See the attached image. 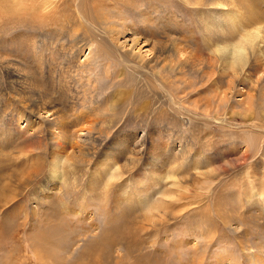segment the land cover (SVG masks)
<instances>
[{"label": "rangeland", "instance_id": "rangeland-1", "mask_svg": "<svg viewBox=\"0 0 264 264\" xmlns=\"http://www.w3.org/2000/svg\"><path fill=\"white\" fill-rule=\"evenodd\" d=\"M7 1L0 2V264H20L29 248L40 261L59 263L69 243L76 245L65 264H244L256 250L264 261V64L258 71L250 59L245 71L253 74L234 83L231 93L228 77L210 71L209 48L222 42L210 0L98 1V27L116 42L115 48L100 44L96 39L104 35L97 33L90 51L86 25L68 8H60L66 14L59 11L55 26L41 27L38 15L28 17L27 1ZM246 3H263L258 7L264 9L259 0ZM119 55L130 62L128 70L118 63ZM153 72L162 75L164 90ZM202 73L214 77L209 81L217 94ZM220 91L228 99L218 107L224 121L218 126L204 103L216 109ZM172 98L199 109L205 120L178 117ZM88 109L96 126H114L108 140L94 142L89 152L118 178L104 190L95 186L92 197L87 184L95 166H86L87 157H70L73 169L65 170L60 183L68 179L71 192L63 197L59 181L49 177L59 155L51 113L62 111L70 119ZM243 112L250 120L236 116ZM113 186H121L118 198ZM144 205L163 209L152 224L144 221ZM35 229L34 237H47V244L34 237L27 241Z\"/></svg>", "mask_w": 264, "mask_h": 264}, {"label": "bare ground", "instance_id": "bare-ground-1", "mask_svg": "<svg viewBox=\"0 0 264 264\" xmlns=\"http://www.w3.org/2000/svg\"><path fill=\"white\" fill-rule=\"evenodd\" d=\"M4 1H7V0H4ZM21 1H27L28 2L27 6L25 7V11L27 12L28 17H32L33 18L34 14L38 15L37 17L34 16L35 17L34 19H36V18L41 19V23H43L41 25V27L44 26V23H45L46 27H51L52 25L55 26L56 25V21L55 20H56V17H57L56 15H58L59 11H60V13L62 12V10L60 8L63 7V10L68 8L77 17L80 25H86V27H87L86 31H89V33L91 35V36H86V39L88 41V42L86 41V43H87V47L89 48V51L91 50V48H90L91 47V42L93 43L94 40L96 39L95 37H93V35H95L97 33L104 35V38L100 39V41L98 39H96L98 42H100V44H107L108 43V44H111L112 46L115 45L114 42H116V41L111 39L112 36H110L108 33H106L105 31L101 30L98 27L99 20H98V18H97L95 13L101 8V2H98V1H101V0H35L33 4H29V3H32L33 0H21ZM93 1H95L97 3V6H96L95 3L93 4ZM184 1H187V0H184ZM259 1H260V3L264 2V0H259ZM0 2H2V0H0ZM7 2L10 3L9 1H7ZM209 3L214 5L212 7H215V9L212 10V11L213 12L214 11L217 12V17H216L217 18V20H216V36L217 35L218 36L219 35L222 36V38H221L222 40L220 39V41H222L223 43L219 42L220 45H216L215 44L216 45V46L214 45L215 48H213V47L209 48L210 53L213 56L214 64L212 63V65L208 66V68L210 69V71L212 70L214 72V74H216V75L227 76L228 79H226L225 77L224 78L226 79V82H227L228 91L229 90H234L235 89L233 87L234 83L236 84V83H238L240 81L241 82L245 81L243 77L246 76V79H248L250 77L251 71L254 72V70H252V69L247 70L248 72L245 71L246 70L245 66H246L247 62L250 61V59H254L255 65L253 67H256L257 68L256 70H258L259 67L261 68V67L264 66L263 65L264 64V26H261V24L264 22V9L259 8L261 6V4L263 5V3L258 5L259 7L258 6L256 7L255 5L251 6V7H247V6H250L251 3H246V0H210ZM0 4L2 6V3H0ZM9 5H6V6L8 7ZM7 7H5V9H4L5 10L4 13H6L7 10L10 8V6L8 8ZM0 10H2V8ZM93 12H94V14L91 15ZM2 13L3 12H1V14ZM62 14H66V13L62 12ZM28 17H26V18L28 19ZM54 18H55V20H54ZM29 20L33 21V19H30V18H29ZM32 21H31V23H32ZM35 21H37V20H35ZM59 21H60V19H59ZM39 26H40V24H39ZM84 38L85 37H82L81 41L84 40ZM219 43H217V44H219ZM109 47H110V45H109ZM112 48H108V49L107 48H97V49L100 50L103 54L108 56L109 54L113 53ZM114 48H115V46H114ZM35 50H37V49L34 48V50H33L34 53H36ZM114 55H116V54H114ZM120 55L116 56V57H118L117 58L118 59V63L120 64V66L122 65L125 68V70L126 69L128 70L130 68V64H129L130 62L127 61L128 59H125V58L122 57L124 55H122V56H120ZM112 57H110V58H112ZM131 64H133V63L131 62ZM247 67H248V64H247ZM205 68H206V66H205ZM208 68H206V69H208ZM200 69L198 68L197 71H200V74H201L202 69L201 70ZM206 69H204V70H206ZM132 71H134V70H132ZM217 71H218V73H216ZM202 74H203L202 75L203 79L205 78L204 81L207 80L208 87H210L212 89L211 82L213 81L214 77L211 76L212 79H210V77L208 78V75H206V77H205V73H202ZM214 74H211V75H214ZM251 74H253V73H251ZM256 74H258V73L256 72ZM151 75L156 80V84L159 87V89L164 90L165 87L162 84L163 83L162 75L160 73L155 74V72H153ZM156 77H158V80H159L158 83H157ZM206 78H208V79H206ZM218 79H219V77H218ZM209 80H212V81L210 82ZM200 83H202V79L200 80ZM210 84H211V86H209ZM183 85H185L184 88H183V89H185L187 84L183 83ZM188 86H189V84H188ZM174 89H177V88H174ZM186 89H187V87H186ZM213 89H212V92L213 93L216 92V94H217V90L214 91ZM220 92L222 93V91H220ZM229 92L231 93V91H229ZM218 95L214 96V97H216V101H217ZM222 96L223 97H219L220 101L218 102V105H217L216 109H214L212 107L211 102L204 103L205 108H207L208 116L212 117L211 120H210L211 123L218 124V126H221V123L224 122L222 119H220L219 112H218V109H219L218 107L221 106V104L223 102L227 101L226 99H228V94H223ZM212 101H214V100H212ZM170 103H172V105H173V107L175 109L174 111L176 112V114H178V117H180V118L183 115H185V116L187 115L188 117H191V119H194V121L195 120L200 121L201 119L203 121L205 120L204 117H201V116L197 115V111L199 109L191 111L190 107H184L185 101H179V100H176L175 98H172ZM90 110L88 109V110H86L84 112L83 111L82 112L81 111H78V112L76 111V112L71 114V118L70 119H67L66 116L62 113V111H58V113L57 112H52L51 113L52 117H53L52 118V120H53L52 121L53 122V129L55 130L54 134H53V136H54L53 138L56 139V142L54 143V146L57 148V150H58L57 152L59 153V155H57L56 158L54 160H52V163L50 164V171H49L50 172V176L49 177H52V176L54 177V179H52V183L54 182L53 180H56V179L59 181L60 187L57 190H62V193L65 194L63 197L68 196V194L71 192L70 188L68 186H66L68 179H66L65 182L64 181L62 182L64 188H63L62 184L60 183L61 182L60 180L63 177L62 174H64L65 170L73 169L72 163L70 164V161H69L70 157L75 159V158H77V156H80V157H83V159H81L82 161L85 159V157H87V159H85L86 166L87 167L88 166H90V167L95 166V168L92 171L93 174L95 173L94 178L90 176L88 184H87L88 192L90 190V195L92 194L91 195L92 197H94V195L96 194L95 186H97L96 187L97 191L104 190V189L107 188V183H109V182L113 181L114 179L118 178V177H114L112 175V173H111V170L113 169V167L108 169V168H106V166L105 167L103 166L104 163L102 165H99L97 162H94V160H96V158H97V153L94 152L93 154H91L89 152L90 150L94 149L93 148V146H94L93 143L94 142L99 141L100 139H102L103 141H107L109 136L112 135V133H113L111 130L114 128V126L110 125L109 123H103L100 127L96 126L95 122H97V121H95V119L89 118V114L86 113L87 111L89 112ZM211 110L212 111L214 110V112L217 113L216 116H214V114L211 112ZM94 112H95V110H94ZM246 114L245 113H244V115L236 114V116H239V117L245 119V118H247ZM201 115H202V112H201ZM171 119H173V117ZM247 119L250 120V118H247ZM82 122H85L86 125H85V127L79 128V125ZM251 122H252V120H251ZM250 124H252V123H250ZM251 127L249 126V128H247V129H250ZM252 129L255 130L256 128L253 127ZM257 130H258V128H257ZM104 134H106V136H104ZM82 136H85V138L83 139ZM121 144H122V141H121ZM157 148H158V146H157ZM159 151H160V148H159ZM185 152L187 153L188 151L184 150V152L181 154L183 157H184V153ZM103 155H105V153ZM157 157H159L158 154H157ZM155 158H156V156H155ZM189 158L190 157L187 156L183 160L187 161ZM196 158H200V156L196 155ZM171 159L176 161L177 160V154L173 153L171 155ZM104 161H105V159H101L100 160V162H104ZM76 162H78V161H76ZM80 163H82V162L80 161ZM100 167H102V168H100ZM134 167H136L135 164H134ZM117 170H118V168H116L112 172H115ZM150 171H151V169H150ZM67 178H69V177H67ZM70 178L73 179V177H70ZM62 180H64V179H62ZM74 181L77 182L76 180L73 179V182ZM180 182H178L179 185H180ZM207 182H209V181H207ZM75 184L77 185V183H75ZM178 184H173V185L177 186ZM183 184H186V183H183ZM183 184H181V185H183ZM49 185H51L50 182H49V184L47 186H49ZM253 185H255V184H253ZM121 186H116L118 188L115 190L116 194H115L114 198L117 197L116 195L121 190ZM113 187L116 188L115 186H113ZM141 187H143V186H141ZM179 187L181 188V186H179ZM179 187L177 189H179ZM114 188H112V190ZM124 190L125 189L123 187L122 191H124ZM110 191H111V189H110ZM125 191H128V190H125ZM83 192H85V189H83ZM112 194H113V191H112ZM120 195H121V193H120ZM46 196H49L48 190H47V193L45 195V199H43V200H46V199L49 198V197H46ZM97 197H98V195H97ZM122 197L124 198L123 195H122ZM114 201L116 202L117 200H114ZM61 202H63V201H61ZM150 202L151 201L149 200V203ZM57 205H59L58 202H56L55 204L51 205L53 213L57 212ZM99 205H100V203H99ZM171 205H173V204H171ZM102 208H101V210H103ZM143 208L147 211V214H148L147 217L143 216L144 221H146L147 224L154 223L155 219L159 216V213H157V215H156V212H161L159 210L162 209V208H158V207H155V208L151 209V208H148L146 205H144ZM66 210L69 212L70 209L68 207H66ZM76 215H78V214L76 213ZM66 216H68V213L66 214ZM161 216L164 217V216H167V215L165 214V212H162ZM58 217H59V215H58ZM163 219H165V218H163ZM163 219H162V221H164ZM156 223H158V221ZM160 224L161 223L159 222V224H158L159 227H160ZM155 228H154V230H156ZM45 229H46V227L43 228L44 231H46ZM95 229H96V227L94 228V230ZM139 229H140V231L144 230L143 227H139ZM37 231L38 230L35 229V231L33 233L27 234L29 232L28 231L26 233L27 235L25 234L26 238H27V241H29V239L31 237L37 236L39 234V233H37ZM44 235H46V234L44 233ZM43 237L44 236L41 235V237H38V238L34 237V239L33 238L32 239L36 240V241L38 240L40 245H41V243L42 244H44V243L47 244V239L48 238L47 237L43 238ZM97 238H95V239H97ZM17 241H19V238L16 239L15 242H17ZM75 242H76V240H75ZM72 244H73V246L76 245V243H69V246L67 248L65 247L66 248L65 251H67V252H65L67 254V257H65L66 259L59 260V263H54V262L50 263V262H46V261L42 262V260L40 261V259L37 258V254L34 251L35 248H31L32 250H30V248H29V253H27L26 250L24 251V253L26 255H25V257H23L22 260L20 259L21 260L20 264H49V263L50 264H65L64 262L66 260L71 259L70 258L71 254H72L71 249L73 247ZM41 249H42V247H40V250ZM246 249H249V248L247 247ZM17 250H18V248H17ZM60 250H61V248H60ZM62 250L64 251V249H62ZM42 251H44V250L42 249ZM59 255H60V253H59ZM259 256L260 255L258 254L257 250H256V253L254 255H252V256L246 255L244 257V259H246V262L244 264H264V261H261V258ZM230 264H242V263L240 261L239 262L236 261V262L230 263Z\"/></svg>", "mask_w": 264, "mask_h": 264}]
</instances>
